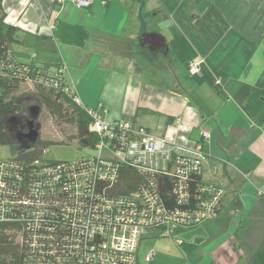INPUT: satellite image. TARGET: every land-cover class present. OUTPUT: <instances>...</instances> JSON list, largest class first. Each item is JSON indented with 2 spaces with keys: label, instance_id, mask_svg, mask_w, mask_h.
I'll list each match as a JSON object with an SVG mask.
<instances>
[{
  "label": "crops",
  "instance_id": "crops-1",
  "mask_svg": "<svg viewBox=\"0 0 264 264\" xmlns=\"http://www.w3.org/2000/svg\"><path fill=\"white\" fill-rule=\"evenodd\" d=\"M2 8L21 30L17 45L28 36L64 40L68 69L86 60L90 74L118 81L124 107L113 116L109 108L107 119L199 143L203 180L225 189L220 214L177 230L179 245L142 239L140 261L154 255L141 264H264V0H93L87 9L72 0H3ZM144 33L163 46L140 45ZM192 59L201 61L197 75L188 72Z\"/></svg>",
  "mask_w": 264,
  "mask_h": 264
},
{
  "label": "built area",
  "instance_id": "built-area-1",
  "mask_svg": "<svg viewBox=\"0 0 264 264\" xmlns=\"http://www.w3.org/2000/svg\"><path fill=\"white\" fill-rule=\"evenodd\" d=\"M92 1L73 3L87 9ZM200 64L192 59L188 72L199 74ZM88 113L98 142L96 154L81 164L87 168L77 171L66 165L60 193H55L54 187L46 191L42 185L60 181L62 169L46 165L42 176L47 181L36 182L29 195L9 201V208L20 212L7 220L22 223L25 232L39 241L30 244L39 250V264H140L142 239H174L179 245L177 230L220 214L226 191L203 180L204 154L199 143L180 145L165 136H153L143 126L126 121L107 124L95 111ZM202 138L208 139L209 134L203 131ZM125 167L136 170L143 183L130 194L108 196L107 189ZM160 176L171 181L172 208L159 197ZM98 184L105 188L97 189ZM153 255L146 254L143 261L149 263Z\"/></svg>",
  "mask_w": 264,
  "mask_h": 264
},
{
  "label": "trees",
  "instance_id": "trees-1",
  "mask_svg": "<svg viewBox=\"0 0 264 264\" xmlns=\"http://www.w3.org/2000/svg\"><path fill=\"white\" fill-rule=\"evenodd\" d=\"M55 1L60 3L59 0ZM2 2L0 0V146L15 147L18 154L11 159L0 160V164H3V167L0 166V264H39L36 261L39 250L30 245L39 241L34 239L32 233L25 232L22 223L7 220L17 217L20 212L16 208H9V201L29 195L36 187V182L42 184L47 179L42 176V169L46 165L61 167L62 170L60 181L57 182L59 184L50 182L42 187L46 191L54 187L55 193H60L58 188L65 177L64 167L67 165L77 171L87 168L81 165L87 157L73 162L47 161L43 159V153L53 142L38 137L29 149H24L17 136L28 132L29 114H26L31 107L30 102L34 100L37 106L45 109L62 134L63 140L58 144L76 142L80 148L94 150L98 137L90 129L92 117L88 112L96 109L89 110L75 101L77 96L62 72L52 74L36 68L32 62L22 63L14 56L12 46L23 43L20 39L21 30L5 22ZM27 82L33 84L34 92L14 96L20 86ZM142 178L136 170L125 167L119 172L112 188L107 189V194H130L143 183ZM157 182L159 197L170 208L174 207L175 200L170 197V179L160 176ZM102 188H105L104 184L97 185V189Z\"/></svg>",
  "mask_w": 264,
  "mask_h": 264
},
{
  "label": "rangeland",
  "instance_id": "rangeland-1",
  "mask_svg": "<svg viewBox=\"0 0 264 264\" xmlns=\"http://www.w3.org/2000/svg\"><path fill=\"white\" fill-rule=\"evenodd\" d=\"M67 14L70 15V13ZM27 41V44L24 46L17 44L12 46L15 56L20 62H33L39 67L44 66L45 70L52 74L58 71L62 72L74 90L73 83L70 78V76H73L75 80H77L79 90L78 96L79 92H81L88 98V100H90V104L86 105V108L90 110L91 108L96 107L95 112L102 117L107 124L116 122L115 120L110 121L107 119L110 115L113 116L118 113H122L121 111L124 107L122 105L120 92L118 91V81H116V79H107L105 81L97 78L92 73L90 74L85 65L86 60H84L85 63L84 61L82 63V60L80 59L79 66H72L68 69L63 61V58L67 56V48L64 45V40L60 41L54 39V42H42L39 44L40 42L36 43L33 37L28 36ZM33 92V84L27 82L20 86L19 90L14 93V96L20 97L22 95H30ZM36 105L37 103L34 100L30 102L31 107ZM102 105L104 107H102ZM109 108L111 109L110 115L108 114ZM28 114L29 111H27L26 115L28 116ZM35 123L39 125L40 139L43 141L53 142L52 145L44 150V160L54 162H73L79 158L90 157L96 154V152L92 149L80 148L76 142H72L70 144H58L63 140V136L59 129L55 127L53 120L43 107H41L40 114ZM155 134L157 135V133ZM22 144L23 146H27L31 143L30 141L24 139ZM17 154L18 150L15 147L0 146V160L11 159ZM142 262L143 261L141 260L140 264Z\"/></svg>",
  "mask_w": 264,
  "mask_h": 264
},
{
  "label": "water",
  "instance_id": "water-1",
  "mask_svg": "<svg viewBox=\"0 0 264 264\" xmlns=\"http://www.w3.org/2000/svg\"><path fill=\"white\" fill-rule=\"evenodd\" d=\"M151 39H154L153 41L155 42L156 47L161 48L163 46V38L152 33H144L140 37L139 43L140 45L148 44ZM40 111L41 108L37 105L29 108V120L27 121L28 132L25 134H18L17 136L19 142H23L24 139L30 141L31 144L23 146L24 149H29L39 137V125H37L35 121L37 120Z\"/></svg>",
  "mask_w": 264,
  "mask_h": 264
},
{
  "label": "flooded vegetation",
  "instance_id": "flooded-vegetation-1",
  "mask_svg": "<svg viewBox=\"0 0 264 264\" xmlns=\"http://www.w3.org/2000/svg\"><path fill=\"white\" fill-rule=\"evenodd\" d=\"M155 48H158V47H154V49H155Z\"/></svg>",
  "mask_w": 264,
  "mask_h": 264
}]
</instances>
